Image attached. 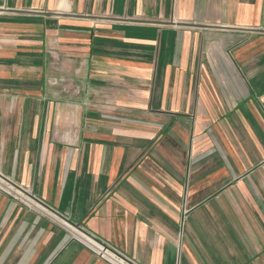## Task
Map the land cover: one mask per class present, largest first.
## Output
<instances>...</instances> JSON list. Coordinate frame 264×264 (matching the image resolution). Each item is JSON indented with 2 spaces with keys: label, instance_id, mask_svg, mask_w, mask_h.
Listing matches in <instances>:
<instances>
[{
  "label": "crops",
  "instance_id": "crops-1",
  "mask_svg": "<svg viewBox=\"0 0 264 264\" xmlns=\"http://www.w3.org/2000/svg\"><path fill=\"white\" fill-rule=\"evenodd\" d=\"M0 169V264H264V0H0Z\"/></svg>",
  "mask_w": 264,
  "mask_h": 264
},
{
  "label": "rangeland",
  "instance_id": "rangeland-1",
  "mask_svg": "<svg viewBox=\"0 0 264 264\" xmlns=\"http://www.w3.org/2000/svg\"><path fill=\"white\" fill-rule=\"evenodd\" d=\"M50 73H52V72H50ZM50 73H49V78L53 76V75L50 76ZM57 73L58 72H56V73L54 72L55 76ZM88 79L89 78H87V80ZM69 86L70 87H63L60 85L59 87H55V90L48 87V94L55 95V96L56 95L57 96H63V94H65V95H69L70 97H73L75 95L79 96V95L83 94L82 93V87H81V89H79L80 87H76L75 82L72 79L69 83ZM90 86L92 87L93 85H90ZM93 87H95V86H93ZM93 87L92 88L88 87L86 90V93L88 94V98L90 100L87 99L86 100L87 104L86 103L85 104L89 107H93L94 109H97L98 112L100 113V115H101V113H102V115H105L106 116L105 118L107 119L108 124H110V125L105 126V128L107 127V128L111 129V125H113V123L116 122L114 120V118L118 117L117 108L123 106L120 104L119 100H117L115 98V96L110 93L111 91H116L117 87L112 88L110 86H104V87L99 88L98 90H95ZM63 91H64V93H63ZM90 94H97L96 98L89 96ZM4 178L11 179V177L6 176L4 174V172H2L0 169V179L2 180V181H0V189L1 190L7 191V192L13 194L14 196L16 195L17 197L26 196V193H30V191H29L30 187H28V186H22L21 187V184H18L13 179H11V181L13 180V182L16 185H14L12 183H8L7 181H3ZM31 198H32L33 202L36 203V205H34L36 207H39L38 206L39 202L43 203L36 196H33ZM64 225L67 226L66 220L64 221ZM75 232H78V231L76 230ZM79 233L83 234L84 236H86L89 239L88 235L85 234L83 231L82 232L79 231ZM99 247L101 248V251L106 252L104 247H102V246H99Z\"/></svg>",
  "mask_w": 264,
  "mask_h": 264
},
{
  "label": "built area",
  "instance_id": "built-area-1",
  "mask_svg": "<svg viewBox=\"0 0 264 264\" xmlns=\"http://www.w3.org/2000/svg\"><path fill=\"white\" fill-rule=\"evenodd\" d=\"M0 181H2L1 179H0ZM3 181H7L8 182V179L7 178H4V180ZM9 183V182H8ZM103 247V246H102ZM105 250H107V248H105ZM103 252V251H102ZM105 253V252H104Z\"/></svg>",
  "mask_w": 264,
  "mask_h": 264
}]
</instances>
